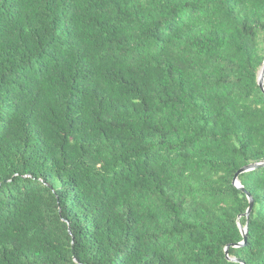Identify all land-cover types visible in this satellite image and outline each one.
Returning a JSON list of instances; mask_svg holds the SVG:
<instances>
[{
	"label": "trees",
	"instance_id": "obj_1",
	"mask_svg": "<svg viewBox=\"0 0 264 264\" xmlns=\"http://www.w3.org/2000/svg\"><path fill=\"white\" fill-rule=\"evenodd\" d=\"M263 61L264 0H0V264H241Z\"/></svg>",
	"mask_w": 264,
	"mask_h": 264
},
{
	"label": "water",
	"instance_id": "obj_2",
	"mask_svg": "<svg viewBox=\"0 0 264 264\" xmlns=\"http://www.w3.org/2000/svg\"><path fill=\"white\" fill-rule=\"evenodd\" d=\"M258 84H259L260 88L264 91V61H263L262 68H261L260 73H259ZM261 166H264V161L247 164V165L242 166L241 168H239L235 172L234 177H233L234 185L236 187L240 188L242 191L246 192L247 198L249 200V204H248V208H247L246 212L244 213V215L247 218V222H246L245 226L239 225V228H240V231L242 233L243 239H242L241 242L228 244L225 247V256H226L227 259L239 262L241 264H245V263L241 259L232 258V257H230L228 255V248L229 247H240V246H243V245L246 244V242H247V232H248V217H249V215L251 213V210H252V207H253V198L250 195V193L247 192L245 190V188L241 185V183H240L238 178H239V175L241 173L249 171V170H253V169L261 167Z\"/></svg>",
	"mask_w": 264,
	"mask_h": 264
}]
</instances>
